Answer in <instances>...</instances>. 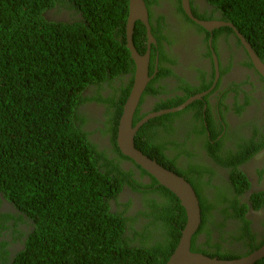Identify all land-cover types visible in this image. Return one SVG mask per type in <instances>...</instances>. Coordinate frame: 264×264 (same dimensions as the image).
I'll list each match as a JSON object with an SVG mask.
<instances>
[{
    "label": "trees",
    "instance_id": "trees-1",
    "mask_svg": "<svg viewBox=\"0 0 264 264\" xmlns=\"http://www.w3.org/2000/svg\"><path fill=\"white\" fill-rule=\"evenodd\" d=\"M207 1L264 56V0ZM64 2L81 15L79 20L54 22L44 16L47 9ZM127 16L128 0H0V192L19 212L17 223L30 227L24 248L11 264H165L178 244L186 222L179 199L124 156L116 143L119 118L134 77V62L126 46ZM146 38L144 25L135 23L133 43L139 52ZM127 73L131 76L125 83ZM115 78L120 79L119 85ZM104 83L113 88L106 98L101 94ZM88 88L92 95H83ZM147 93L159 91L149 82ZM87 100L106 103V129L101 134L109 136L116 154L112 158L98 148L90 136L93 133L82 127L86 117L80 116L78 107ZM162 106L169 105L163 102ZM138 109L133 124L143 118ZM172 115L150 118L139 127L134 143L191 183L201 210L196 234L203 231L215 207L201 191L207 185L201 179L203 173L213 170L196 164L185 169L176 163L178 155L171 158L165 153L168 144L179 145L157 131ZM263 147L264 140L261 147L248 143L226 158L212 157L233 167L230 182L242 191L249 187V180L236 165ZM121 160L132 161L140 176L148 175L150 182L137 180L133 169L126 170ZM125 185L141 193L145 201L144 209L138 211L146 219L141 229L133 225L137 215H125L131 199L117 201ZM151 193L154 197H145ZM155 195L166 198V203ZM110 200L121 204L122 210L112 211ZM236 206L246 221L244 205L235 201ZM11 217L10 212L0 213V230L13 229L23 235L17 223L6 225ZM155 230L161 236L156 237ZM195 234L192 250L221 259L238 256L231 251L200 250ZM3 242L2 248L7 244ZM7 260L0 257L2 264ZM253 264H264V257Z\"/></svg>",
    "mask_w": 264,
    "mask_h": 264
},
{
    "label": "flooded vegetation",
    "instance_id": "flooded-vegetation-1",
    "mask_svg": "<svg viewBox=\"0 0 264 264\" xmlns=\"http://www.w3.org/2000/svg\"><path fill=\"white\" fill-rule=\"evenodd\" d=\"M143 1L155 39L150 44L148 84L152 82L159 93H147V84L141 96L143 101L138 105V115L144 117L155 111L180 106L190 97L203 93L183 109L171 112L174 114L171 120L165 121V126H160L157 131L166 136L165 140L173 139L179 144H168L165 150L171 158L178 155L175 161L179 166L189 169L190 165L196 164L213 170L210 173L202 169L208 171L201 178L207 182L201 189L202 194L215 207L210 209L203 231L195 234V245L200 250L231 251L238 255L236 258L247 256L264 244V147L255 151L245 162L236 165L249 180V187L242 191L230 182L233 167L221 165L212 154L226 158L230 151H240L241 146L248 143L261 147L264 140V74L254 65L246 43L263 65L264 56L258 55L238 31L223 29L229 26L207 29L198 24V21H225L221 12L215 10L207 0H188L190 14L184 11L182 0ZM44 16L50 21L70 23L81 18L68 2L56 3L44 12ZM135 23L140 27L144 25L140 20ZM147 45L146 38L145 43L139 46L141 52H138L145 54ZM130 76V73L125 74V83ZM114 81L116 85L120 84V79L115 78ZM101 88L105 98L113 89L107 83L102 84ZM86 94L92 95L89 88L83 92V95ZM177 100L182 102L176 105L174 101ZM163 102L169 106H162ZM157 105L162 107L154 110ZM91 106H95L97 112L88 110ZM105 108L104 102L87 100L78 110L82 117H86L82 127L93 133L90 136L98 143V148L104 149L108 157L112 158L116 154L109 136L101 134L106 129ZM120 164L126 170L132 168L137 180L150 182L148 175L140 176V171L131 161L121 160ZM254 194L258 197L253 201L251 197ZM145 197H154V193ZM155 198L158 201L163 199L164 203L167 201L164 197L159 199L157 195ZM130 199L131 204L125 215H137L138 219L133 225L141 229L146 219L138 211L144 209L145 201L141 193L133 192L125 185L117 201L126 203ZM2 200L0 213L10 212L12 217L5 223L13 227L19 212L8 201ZM235 201L241 207L244 205L246 221L239 217L240 209L234 207ZM116 203L110 200L111 210H122L121 204ZM24 220L28 221L26 218ZM17 225L23 235L13 229L0 230V257L8 259L5 264H11L15 255L24 248L29 233L30 227L25 223L18 222ZM154 235L161 236V232L155 230ZM3 241L7 242L4 248L1 247ZM4 251L8 254L5 255Z\"/></svg>",
    "mask_w": 264,
    "mask_h": 264
},
{
    "label": "water",
    "instance_id": "water-1",
    "mask_svg": "<svg viewBox=\"0 0 264 264\" xmlns=\"http://www.w3.org/2000/svg\"><path fill=\"white\" fill-rule=\"evenodd\" d=\"M182 1L184 11L190 14L188 0ZM136 20H140L146 29L148 45L147 50L143 55L138 52L132 40ZM198 24L206 27L207 29L229 26L236 30L235 27L227 21H198ZM238 35L241 37L239 33ZM242 40L243 42H246L243 38ZM154 42L155 39L150 30L148 12L144 1L128 0L126 46L134 62V77L132 87L123 105L122 114L119 118L116 143L120 152L124 156L128 157L135 164L139 165L140 168L145 170L150 176L154 177L159 184L174 193L179 199L181 206L185 210L186 222L183 229L181 230V236L179 238L178 244L165 264H253L257 260L264 257V244L249 255L234 259H221L218 257H211L200 252L191 251L190 245L192 236L198 230L201 223V210L195 189L183 176L175 173L171 169L162 166L155 159L148 157L135 147L134 136L142 124L147 122L150 118L181 110L189 102L200 98L203 94L201 93L190 97L180 106L149 113L141 120L133 124L134 113L139 105L142 93L150 79V76L148 75L150 44ZM246 46L253 59L254 65L257 66L264 74V65L254 54L253 50L247 43Z\"/></svg>",
    "mask_w": 264,
    "mask_h": 264
},
{
    "label": "rangeland",
    "instance_id": "rangeland-1",
    "mask_svg": "<svg viewBox=\"0 0 264 264\" xmlns=\"http://www.w3.org/2000/svg\"><path fill=\"white\" fill-rule=\"evenodd\" d=\"M69 21H71V20H69ZM59 22V21H58ZM90 109H92L93 111H96L97 112V108L95 107V106H91V107H89V109L88 110H90ZM113 205V204H112Z\"/></svg>",
    "mask_w": 264,
    "mask_h": 264
},
{
    "label": "clouds",
    "instance_id": "clouds-1",
    "mask_svg": "<svg viewBox=\"0 0 264 264\" xmlns=\"http://www.w3.org/2000/svg\"><path fill=\"white\" fill-rule=\"evenodd\" d=\"M236 31H237V30H236ZM146 37H147V36H146ZM81 115H82V113H81ZM81 115H80V116H81ZM1 197H2L3 199H5V198L3 197V195H2V193L0 192V202L3 201ZM5 201H6V199H5ZM12 208H13V207H12Z\"/></svg>",
    "mask_w": 264,
    "mask_h": 264
}]
</instances>
